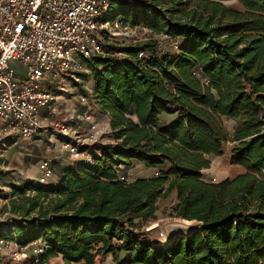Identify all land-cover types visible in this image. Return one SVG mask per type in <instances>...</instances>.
I'll return each instance as SVG.
<instances>
[{
  "label": "trees",
  "instance_id": "obj_1",
  "mask_svg": "<svg viewBox=\"0 0 264 264\" xmlns=\"http://www.w3.org/2000/svg\"><path fill=\"white\" fill-rule=\"evenodd\" d=\"M239 1L243 9L223 0H113L105 18L153 34L124 45L105 36L110 54L88 60L115 140L93 161H61L54 185L17 186L37 193L0 236L44 240L42 262L61 255L64 264H94L111 251L114 264H264V0ZM224 117L234 119L231 129ZM228 142L246 171L203 178L210 154ZM136 163L159 173L121 179V168ZM172 191L170 213L202 226L165 243L129 230L136 218L155 217Z\"/></svg>",
  "mask_w": 264,
  "mask_h": 264
},
{
  "label": "built area",
  "instance_id": "obj_2",
  "mask_svg": "<svg viewBox=\"0 0 264 264\" xmlns=\"http://www.w3.org/2000/svg\"><path fill=\"white\" fill-rule=\"evenodd\" d=\"M112 1L0 0L1 171L9 168L5 151L10 136L31 139L40 131H45L48 140L60 139L74 158L94 160L89 148L103 130L88 110L90 106L79 114L90 120L84 127L79 121L58 115L57 97L58 91L65 89L67 78L90 70L89 59L110 54L103 44L105 36H132L133 28L121 17L105 18ZM142 26L144 36L135 37V42L153 37L150 28ZM156 36L170 38L167 32ZM80 101L87 104L86 95H81ZM47 143L49 151L51 143ZM38 167L37 180L48 182L54 175L52 157L43 155ZM120 178L124 179V174ZM46 248L42 239L20 244L0 237V261L6 258L11 264H43L41 255Z\"/></svg>",
  "mask_w": 264,
  "mask_h": 264
},
{
  "label": "rangeland",
  "instance_id": "obj_3",
  "mask_svg": "<svg viewBox=\"0 0 264 264\" xmlns=\"http://www.w3.org/2000/svg\"><path fill=\"white\" fill-rule=\"evenodd\" d=\"M223 2L234 8L243 9V5L239 0H223ZM133 28L132 36H113L108 37V41L118 43L120 45L130 44L135 42L134 38H140L144 36V30L142 25H131ZM94 73L91 70L80 71L75 76L69 77L65 83V89H62L58 92L60 94L57 97L59 100V112L60 117H65L66 115L72 116V121L76 122L79 120L84 127H88L90 120L82 119L79 117V114L83 113L87 108L93 114V117L99 126L103 130L102 134L99 136L97 141L94 143L89 151L91 152L92 158L93 153H97L101 150V147L115 140L113 131L110 125L109 113L103 111L100 106L97 104L94 98ZM54 85V84H53ZM54 88V87H52ZM86 95L88 103L84 104L80 101L81 95ZM66 114V115H65ZM56 116V115H55ZM227 126L231 129L234 126V119L224 117ZM35 148H31L25 145V147L16 146V148L8 147L5 151L6 159L9 165V168L6 169V173L0 175V228L11 227L13 222L17 220H22L25 215L23 211H19V206L24 205L21 209L27 208L30 206V203L27 199L28 196H32L37 193L35 188L26 189L24 192L17 191V186H24L26 182H31L33 187L36 185L49 186L54 185L58 180L59 168L61 161L72 163L76 158L71 155V153L62 146L60 139L53 137L52 140H48L45 137H35ZM47 142L51 143V149L46 151ZM47 143V144H46ZM232 142L226 144L225 150L230 149ZM31 146V145H30ZM12 147H15L13 144ZM38 147V148H36ZM16 149V150H15ZM39 149V150H38ZM21 152V156L17 157L16 153ZM225 151L223 152V154ZM229 153V152H227ZM50 155L52 157V164L54 167V175L46 183H40L37 180L39 175L38 161L43 155ZM220 154V155H223ZM149 169V170H148ZM148 170V171H147ZM152 173H149L151 172ZM159 168H150L146 166H139L138 163L132 167L125 168L122 167L120 170L121 174H124L125 180L127 182H133L139 177L149 176L152 174H158ZM213 174L203 173V178L211 181H220V177L216 176L214 180ZM122 179V178H121ZM47 199V198H46ZM177 200L176 191H172L168 196L161 197L158 200V208L156 211V216L149 219L143 220L136 218V224L127 226L129 230L135 232V234L146 241H156L160 243H165V236H169V240L173 237L181 235L179 233L185 231H176L175 235H171L167 229L166 223L170 220H180L178 218H186L182 216H177L170 213V206ZM17 208V209H15ZM37 210H34L31 214L36 213ZM182 221V220H180ZM190 234V233H183ZM1 237V236H0ZM4 238V237H3ZM122 256V253L120 254ZM6 259V258H5ZM1 262V261H0ZM8 262H10L8 260ZM6 263V262H5ZM44 262L43 264H45ZM61 263V259L55 258V264ZM74 264V263H73ZM94 264H114V255L111 251H102L99 252L94 260Z\"/></svg>",
  "mask_w": 264,
  "mask_h": 264
},
{
  "label": "crops",
  "instance_id": "obj_4",
  "mask_svg": "<svg viewBox=\"0 0 264 264\" xmlns=\"http://www.w3.org/2000/svg\"><path fill=\"white\" fill-rule=\"evenodd\" d=\"M57 101L59 102V100H57ZM43 112H45V111H43ZM65 117L68 118V120L72 121V116L71 115H66ZM77 121H79V120H76V122ZM46 136L47 135L45 134V131L38 132L31 139H23L20 136H16V135L14 136L13 135V136H10V138L8 140V147L11 150V148H16V146L25 147V145L26 146L29 145V147L34 149L35 148L34 142H35V139H36L35 137H41V138L45 137L46 138ZM13 144H15V147H12ZM36 148H38V147H36ZM227 152H229V153H227ZM210 158H211V165L209 167H205V168L202 169L204 175L210 173V174L215 175V177L217 176V177H220L221 179H224V178H227V177H231L232 178V177L236 176L237 174L246 171V168H245L244 165L232 162V160H231V151L228 148H227V150H225V153L223 155L210 154ZM138 164H139V166L143 165L142 163H138ZM143 166H145V165H143ZM6 172L7 171H5V173ZM149 173H152V171L149 172ZM58 181H59V176H58L57 182ZM55 258L61 259V263H59V264H64L61 255L51 256L49 258V260L45 264H55ZM73 263L74 264H79V262H73ZM0 264H11V263L8 262L7 259H4V261H1Z\"/></svg>",
  "mask_w": 264,
  "mask_h": 264
},
{
  "label": "water",
  "instance_id": "obj_5",
  "mask_svg": "<svg viewBox=\"0 0 264 264\" xmlns=\"http://www.w3.org/2000/svg\"><path fill=\"white\" fill-rule=\"evenodd\" d=\"M186 219H188V218H186ZM189 220L199 222V225L195 226L193 222L187 223V222L180 221V220H170L166 223V226H167L169 233L172 235L179 229H188V228L191 229L192 228L191 231H189V233H191L194 230H196L198 227L203 225L202 220H199V219H189Z\"/></svg>",
  "mask_w": 264,
  "mask_h": 264
},
{
  "label": "bare ground",
  "instance_id": "obj_6",
  "mask_svg": "<svg viewBox=\"0 0 264 264\" xmlns=\"http://www.w3.org/2000/svg\"><path fill=\"white\" fill-rule=\"evenodd\" d=\"M187 230H189V228L188 229H179L178 231H187ZM176 233V232H175ZM175 233L174 234H172V235H175ZM172 239V238H171ZM165 240L166 241H170L169 240V236H165Z\"/></svg>",
  "mask_w": 264,
  "mask_h": 264
}]
</instances>
